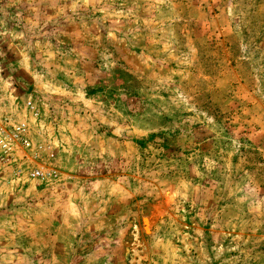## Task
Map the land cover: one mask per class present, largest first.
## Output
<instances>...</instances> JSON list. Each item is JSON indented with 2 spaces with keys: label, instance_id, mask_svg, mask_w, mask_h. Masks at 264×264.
Masks as SVG:
<instances>
[{
  "label": "rangeland",
  "instance_id": "1",
  "mask_svg": "<svg viewBox=\"0 0 264 264\" xmlns=\"http://www.w3.org/2000/svg\"><path fill=\"white\" fill-rule=\"evenodd\" d=\"M25 116L0 264H264V0H0V127Z\"/></svg>",
  "mask_w": 264,
  "mask_h": 264
},
{
  "label": "built area",
  "instance_id": "2",
  "mask_svg": "<svg viewBox=\"0 0 264 264\" xmlns=\"http://www.w3.org/2000/svg\"><path fill=\"white\" fill-rule=\"evenodd\" d=\"M27 107H33L32 102H28ZM28 109V108H27ZM39 120L30 121L27 117H23L20 121L14 122L11 120L4 121V125L0 127V147L3 152H11L19 150L27 158L29 154H39L43 150L42 140L44 131ZM38 156V155H37ZM48 175H50L48 173ZM31 177L47 178V174L43 169H34L30 173Z\"/></svg>",
  "mask_w": 264,
  "mask_h": 264
}]
</instances>
